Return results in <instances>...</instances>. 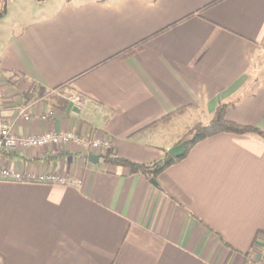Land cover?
Segmentation results:
<instances>
[{
	"label": "crops",
	"instance_id": "obj_1",
	"mask_svg": "<svg viewBox=\"0 0 264 264\" xmlns=\"http://www.w3.org/2000/svg\"><path fill=\"white\" fill-rule=\"evenodd\" d=\"M1 14L3 116L32 114L18 136L108 138L113 155L150 165L221 105L264 134V0H0ZM12 74L26 82L9 84ZM74 95L87 100L79 114ZM90 156L74 146L0 154L19 173L81 182L0 180V264H258L261 137L198 143L157 184Z\"/></svg>",
	"mask_w": 264,
	"mask_h": 264
},
{
	"label": "built area",
	"instance_id": "obj_2",
	"mask_svg": "<svg viewBox=\"0 0 264 264\" xmlns=\"http://www.w3.org/2000/svg\"><path fill=\"white\" fill-rule=\"evenodd\" d=\"M71 105L77 114L87 105V100L81 96L74 95L70 98ZM7 108V98L0 89V154H13L21 151L40 149H58L65 146H74L77 150L86 155H99L102 158L112 156V142L108 138H90L71 131H46L39 135L18 136L15 128L18 123H29L32 121V114L29 107L18 108L13 120H7L4 110ZM47 120V117H43ZM0 180L14 181L20 183H39L47 185H79L80 181H71L68 178L56 174H42L38 176L25 175L17 171L5 168L0 163ZM258 264H264V251L255 258Z\"/></svg>",
	"mask_w": 264,
	"mask_h": 264
},
{
	"label": "trees",
	"instance_id": "obj_3",
	"mask_svg": "<svg viewBox=\"0 0 264 264\" xmlns=\"http://www.w3.org/2000/svg\"><path fill=\"white\" fill-rule=\"evenodd\" d=\"M17 74H12L8 79V83L14 86H20L26 82L25 78H19L18 80H15ZM32 93L37 92L38 96L41 98L43 95L46 94V90L40 88L39 86L33 84V87L31 89ZM31 93V92H30ZM230 108V105H221L213 120L207 124V125H197L194 129H192L183 139V141L187 138L190 139V144L185 152V155L181 158H173L170 155L166 157L165 160L161 162H157L150 165H140L135 164L132 162H129L125 159H121L117 157L116 155H113L111 157H106L105 159L111 166L115 167H122L129 169L133 175L140 176L147 180L148 182L155 181L156 184L158 183L159 176L164 173L167 169L170 167L178 164L182 160H184L189 153V151L198 143H201L207 139H210L212 137L226 134V135H239V136H245V135H257L264 139V134L251 127H245L238 125L234 122H230L226 119V113L228 109ZM181 141L180 144L183 142ZM179 144V145H180ZM62 155L54 156V159H57ZM227 245V244H226Z\"/></svg>",
	"mask_w": 264,
	"mask_h": 264
},
{
	"label": "water",
	"instance_id": "obj_4",
	"mask_svg": "<svg viewBox=\"0 0 264 264\" xmlns=\"http://www.w3.org/2000/svg\"><path fill=\"white\" fill-rule=\"evenodd\" d=\"M1 18H2V15H0V19ZM189 144H190V139H186L179 146L170 149L168 151V154L171 157H173V158H181V157H183L185 155V152H186ZM89 159H90V161L93 164H97L102 159V156H94V155H91ZM152 183L153 184H156L155 181H152Z\"/></svg>",
	"mask_w": 264,
	"mask_h": 264
},
{
	"label": "rangeland",
	"instance_id": "obj_5",
	"mask_svg": "<svg viewBox=\"0 0 264 264\" xmlns=\"http://www.w3.org/2000/svg\"><path fill=\"white\" fill-rule=\"evenodd\" d=\"M64 1V0H63ZM2 15V14H1ZM186 125V124H185ZM197 125H203V124H195L189 131H188V133L192 130V129H194ZM187 139H189V138H187ZM186 140V139H185Z\"/></svg>",
	"mask_w": 264,
	"mask_h": 264
}]
</instances>
